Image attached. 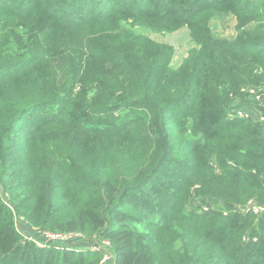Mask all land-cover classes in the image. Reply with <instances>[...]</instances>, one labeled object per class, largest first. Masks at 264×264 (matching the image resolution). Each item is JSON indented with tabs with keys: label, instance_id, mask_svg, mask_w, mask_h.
I'll return each instance as SVG.
<instances>
[{
	"label": "trees",
	"instance_id": "16d2710c",
	"mask_svg": "<svg viewBox=\"0 0 264 264\" xmlns=\"http://www.w3.org/2000/svg\"><path fill=\"white\" fill-rule=\"evenodd\" d=\"M222 15L231 41L211 34ZM182 28L194 47L176 69L136 32ZM249 89L264 92V0H0V264L100 262L37 246L19 218L97 236L113 264H264ZM250 107L260 119L238 117Z\"/></svg>",
	"mask_w": 264,
	"mask_h": 264
},
{
	"label": "rangeland",
	"instance_id": "374dc122",
	"mask_svg": "<svg viewBox=\"0 0 264 264\" xmlns=\"http://www.w3.org/2000/svg\"><path fill=\"white\" fill-rule=\"evenodd\" d=\"M235 25L236 21L232 15L215 16L210 21V31L214 38L231 41L236 35ZM136 32L148 36L157 43L170 46L172 48L170 66L173 69H176L181 64V62L187 57L189 51L194 47V44L190 40L189 30L187 28H182L173 33H154L142 29H136ZM208 203L211 204V202ZM199 208L201 210V207H197V209ZM17 226L24 238L27 237L32 240H36V242L42 246L44 243L43 240H41L39 237H35L36 234L27 231L23 219H17ZM34 232L38 233L39 230L34 228ZM81 236L84 241L91 240L100 243V238L97 236ZM55 245L58 246V248L63 247L61 244Z\"/></svg>",
	"mask_w": 264,
	"mask_h": 264
},
{
	"label": "built area",
	"instance_id": "2783aa9c",
	"mask_svg": "<svg viewBox=\"0 0 264 264\" xmlns=\"http://www.w3.org/2000/svg\"><path fill=\"white\" fill-rule=\"evenodd\" d=\"M247 91L249 93V96H251L253 103L255 102L256 104H260L261 99L264 96V92L256 89H249ZM237 115L239 118L242 119L257 120L261 118L259 111L254 107L240 110L238 111ZM36 235L35 237H39L41 240H43L44 243L42 244V246H46L48 244H61L62 246L69 245L71 247L78 248L81 250H89L99 253L101 255L99 264H113L114 262V257L109 251L110 245L105 240L100 239V243L93 241L92 243L83 244L82 242H84V240L83 238H81L82 236L80 234L51 232L47 230H39ZM25 239L28 241H32L37 246H41V244H38L36 240H32L27 237H25Z\"/></svg>",
	"mask_w": 264,
	"mask_h": 264
},
{
	"label": "crops",
	"instance_id": "0c3cea01",
	"mask_svg": "<svg viewBox=\"0 0 264 264\" xmlns=\"http://www.w3.org/2000/svg\"><path fill=\"white\" fill-rule=\"evenodd\" d=\"M27 230H30V231H32V229H30V228H28ZM30 231H29V232H30Z\"/></svg>",
	"mask_w": 264,
	"mask_h": 264
}]
</instances>
